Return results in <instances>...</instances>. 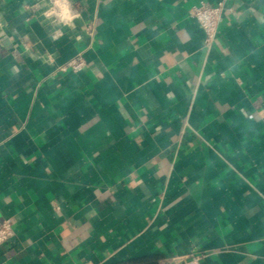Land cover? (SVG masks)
I'll return each instance as SVG.
<instances>
[{"label": "crops", "instance_id": "0c3cea01", "mask_svg": "<svg viewBox=\"0 0 264 264\" xmlns=\"http://www.w3.org/2000/svg\"><path fill=\"white\" fill-rule=\"evenodd\" d=\"M69 2L0 0V264H264V0Z\"/></svg>", "mask_w": 264, "mask_h": 264}, {"label": "built area", "instance_id": "2783aa9c", "mask_svg": "<svg viewBox=\"0 0 264 264\" xmlns=\"http://www.w3.org/2000/svg\"><path fill=\"white\" fill-rule=\"evenodd\" d=\"M231 10V7H225L224 3L221 1L217 2L215 5L199 3L191 7L189 14L197 21L202 29L205 44L210 45L215 40L218 34V24L223 13ZM84 66V59L80 54H77L65 64L61 65L58 70L61 72L68 70L77 72ZM13 233L11 221L9 219L0 220V245L6 243L13 236ZM201 258L202 255L189 251L187 253L174 254L163 264H200Z\"/></svg>", "mask_w": 264, "mask_h": 264}, {"label": "clouds", "instance_id": "9594fccd", "mask_svg": "<svg viewBox=\"0 0 264 264\" xmlns=\"http://www.w3.org/2000/svg\"><path fill=\"white\" fill-rule=\"evenodd\" d=\"M47 14L55 15L61 22L68 24L75 19L69 0H53V8Z\"/></svg>", "mask_w": 264, "mask_h": 264}]
</instances>
